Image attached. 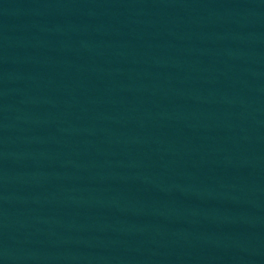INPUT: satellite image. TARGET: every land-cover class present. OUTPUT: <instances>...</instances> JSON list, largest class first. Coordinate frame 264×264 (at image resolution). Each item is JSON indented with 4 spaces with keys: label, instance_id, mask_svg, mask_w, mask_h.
Listing matches in <instances>:
<instances>
[{
    "label": "water",
    "instance_id": "obj_1",
    "mask_svg": "<svg viewBox=\"0 0 264 264\" xmlns=\"http://www.w3.org/2000/svg\"><path fill=\"white\" fill-rule=\"evenodd\" d=\"M0 264H264V0H0Z\"/></svg>",
    "mask_w": 264,
    "mask_h": 264
}]
</instances>
